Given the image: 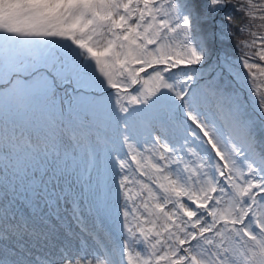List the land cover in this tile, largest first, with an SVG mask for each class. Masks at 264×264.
Returning <instances> with one entry per match:
<instances>
[{"label":"snow or ice","instance_id":"6c2138e0","mask_svg":"<svg viewBox=\"0 0 264 264\" xmlns=\"http://www.w3.org/2000/svg\"><path fill=\"white\" fill-rule=\"evenodd\" d=\"M229 3L0 0V264H264V0L246 74Z\"/></svg>","mask_w":264,"mask_h":264},{"label":"trees","instance_id":"16d2710c","mask_svg":"<svg viewBox=\"0 0 264 264\" xmlns=\"http://www.w3.org/2000/svg\"><path fill=\"white\" fill-rule=\"evenodd\" d=\"M237 0H232V3H229L226 9L216 16V21H219L221 17L225 14H231L233 16V23L231 25V31L234 33L232 36L225 37L222 41H219L217 47L219 49L220 55L232 63L236 69L247 73L246 69H243L242 64L239 62L240 50L237 47L239 40L248 39L247 34H241L238 29L239 26L246 21L242 19V14L235 11L234 5ZM255 71V70H254ZM264 80V78H261ZM233 86H237L235 82H232ZM238 91L240 92L241 97L246 101V108L251 113L255 108V101L252 100L248 88L245 86L243 80L238 84Z\"/></svg>","mask_w":264,"mask_h":264},{"label":"rangeland","instance_id":"374dc122","mask_svg":"<svg viewBox=\"0 0 264 264\" xmlns=\"http://www.w3.org/2000/svg\"><path fill=\"white\" fill-rule=\"evenodd\" d=\"M108 184L110 187L115 188L111 178L109 179ZM108 208L109 210L107 212L102 211L100 213L103 228L110 230L116 236H120L121 232L123 231L122 229L123 218L118 214L117 201L115 200V198H110Z\"/></svg>","mask_w":264,"mask_h":264}]
</instances>
